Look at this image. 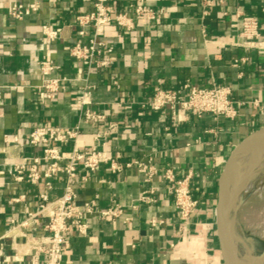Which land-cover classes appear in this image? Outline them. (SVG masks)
I'll return each instance as SVG.
<instances>
[{
  "label": "crops",
  "instance_id": "crops-1",
  "mask_svg": "<svg viewBox=\"0 0 264 264\" xmlns=\"http://www.w3.org/2000/svg\"><path fill=\"white\" fill-rule=\"evenodd\" d=\"M32 1L0 0V238L5 255L12 257L9 264L29 262L26 238L19 235L28 229H12L13 219L21 221L35 210L45 191L44 180L17 181L9 169L42 154L41 146L29 143L34 127L70 128L79 123L78 150L96 143L104 155L120 163L148 162L158 173L147 179L135 165L112 173L106 162L95 171L80 168L79 178L89 179L77 188L78 201H91L97 210L115 201L131 220L85 213L86 232L74 227L65 233L62 264H224L217 225L219 176L233 149L264 127V51L244 45L249 40L240 33L239 16L260 18L261 35L255 42L264 45V0H143L162 9L160 17L138 20L131 30L106 25L101 37L114 45L112 62L89 74H79L80 63L68 49L91 37L93 28L81 36L75 19L92 11L94 0H38V11L24 19L9 15L13 3ZM107 4L112 13L134 14L135 0ZM45 23L61 30L59 40L44 42ZM42 59L53 60L58 68L52 75L62 79L53 99L42 100L38 94L44 76L37 63ZM186 81L229 86L238 115L188 112L173 124L168 108L156 111L143 105L157 86L177 88ZM87 86H92L91 103L81 106L79 95ZM85 108L105 118L85 122ZM111 123H118V130L96 141L95 135ZM73 145L61 147L62 152L68 153ZM166 169L177 178L192 174L198 205L186 221L176 208L172 183L163 176ZM64 183L63 176L53 182L51 198L63 193ZM142 192L154 200L138 202ZM153 219L159 221L155 226Z\"/></svg>",
  "mask_w": 264,
  "mask_h": 264
},
{
  "label": "built area",
  "instance_id": "built-area-1",
  "mask_svg": "<svg viewBox=\"0 0 264 264\" xmlns=\"http://www.w3.org/2000/svg\"><path fill=\"white\" fill-rule=\"evenodd\" d=\"M108 0H94L93 10L80 14L76 17L75 23L79 27V34L84 36L88 27L93 28V33L87 41H78L69 46V53L79 63V74H89L93 69H103L111 64V53L114 45L103 40L102 29L110 24L131 30L136 26V21L144 19L147 21L156 20L162 14V9L146 5L143 0H135L134 14L127 12L112 13L107 4ZM206 0V3H210ZM224 3V0H219ZM39 2L33 0L29 4L15 2L10 6L9 15L22 20L26 16L38 11ZM264 13V3L261 7ZM206 14V11H204ZM241 35L248 39L244 45L256 47L264 51V45L255 42L261 35L260 18L256 15L240 14ZM43 39L46 44L57 41L61 37V30L53 28L50 23L42 26ZM38 69L44 76L39 87V97L42 100L53 99L61 89L62 79L53 76L52 73L58 65L51 59H42L37 63ZM92 86H87L79 95L81 106L91 103L90 93ZM153 110L168 108L173 124L185 119L186 113H193L202 116L211 113L216 117L224 116L235 118L238 115L236 101L232 98V90L227 85L213 84L212 86L193 85L186 81L177 88L157 86L152 98L143 103ZM84 121L97 123L105 118L104 115L85 108L83 111ZM80 123L74 127L63 128L60 126L41 124L33 128L29 135V143L33 146H41L42 154L15 163L10 167L11 175L17 181H26L31 184H38L45 181V191L39 194L40 203L35 210H29L24 219L16 221L13 219L14 228H25L27 231L19 232V235L26 238L25 252L29 256L27 264H62L63 246L66 240L65 233L71 228L77 227L81 232H86V224L83 222L85 213H98L102 218L124 217L130 221L131 217L124 216V207L115 201L108 208L97 210L91 201L80 203L78 201V187H82L89 179V175L79 178L80 168L88 171H95L102 162L110 164L112 173H118L126 167L137 166L141 173L151 179L157 175V168L150 163L135 161L120 163L112 156L104 155L95 143L89 150H78L77 139L80 134ZM118 130V123L109 124L107 130L95 135V140L113 134ZM18 141V139H15ZM74 142L73 148L68 153H63L61 147ZM31 161V163H29ZM44 166H41V165ZM60 176L64 177V191L56 198H51L48 191L53 188V182ZM163 176L172 183L175 205L183 221L189 219L191 213L198 205V199L194 197L190 181L192 174L189 173L183 178H177L172 169H166ZM105 182V179H102ZM18 201L19 197L13 198ZM147 192H142L137 198L138 202L153 201ZM136 205L134 204L133 207ZM156 219L152 220V226L158 224ZM41 231L38 234L37 231ZM12 257L5 255L0 238V264H9Z\"/></svg>",
  "mask_w": 264,
  "mask_h": 264
},
{
  "label": "bare ground",
  "instance_id": "bare-ground-1",
  "mask_svg": "<svg viewBox=\"0 0 264 264\" xmlns=\"http://www.w3.org/2000/svg\"><path fill=\"white\" fill-rule=\"evenodd\" d=\"M261 139L264 141V133L261 135ZM263 184L264 150L254 146H247L236 157L229 176L230 193L228 200L231 202V208H228L225 204L222 205L220 212L222 222L226 221L228 216L233 215L237 206H240L244 196L245 202L247 197L259 191L263 187ZM261 221V235L264 236V216L261 217ZM240 229V223L235 222V231L238 234L236 238V252L239 257L245 259L253 253V249L249 242L240 236Z\"/></svg>",
  "mask_w": 264,
  "mask_h": 264
},
{
  "label": "water",
  "instance_id": "water-1",
  "mask_svg": "<svg viewBox=\"0 0 264 264\" xmlns=\"http://www.w3.org/2000/svg\"><path fill=\"white\" fill-rule=\"evenodd\" d=\"M264 133V127L247 135L231 152L227 158L223 170L220 173L218 180V203H217V225L218 235L220 240V246L224 258V264H263L264 262V249L259 253H252L245 259L239 257L236 252V238L237 233L235 231V222H239L238 210L240 206H237L233 215L228 216V219L224 222L221 220L220 212L223 204L231 208V202L228 200L230 193L229 188V176L235 162L236 157L247 146H254L258 149L264 150V141L261 139V135ZM233 205V204H232ZM233 207V206H232Z\"/></svg>",
  "mask_w": 264,
  "mask_h": 264
},
{
  "label": "rangeland",
  "instance_id": "rangeland-1",
  "mask_svg": "<svg viewBox=\"0 0 264 264\" xmlns=\"http://www.w3.org/2000/svg\"><path fill=\"white\" fill-rule=\"evenodd\" d=\"M264 216V184L259 191L247 197L238 210L240 236L245 238L252 251L259 254L264 249V236L261 235V217Z\"/></svg>",
  "mask_w": 264,
  "mask_h": 264
}]
</instances>
